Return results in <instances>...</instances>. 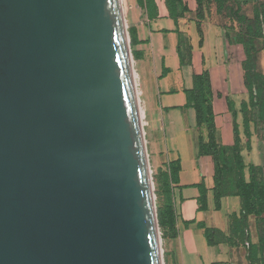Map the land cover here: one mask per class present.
I'll use <instances>...</instances> for the list:
<instances>
[{
  "label": "water",
  "instance_id": "water-1",
  "mask_svg": "<svg viewBox=\"0 0 264 264\" xmlns=\"http://www.w3.org/2000/svg\"><path fill=\"white\" fill-rule=\"evenodd\" d=\"M123 0H0V264H164Z\"/></svg>",
  "mask_w": 264,
  "mask_h": 264
},
{
  "label": "crops",
  "instance_id": "crops-1",
  "mask_svg": "<svg viewBox=\"0 0 264 264\" xmlns=\"http://www.w3.org/2000/svg\"><path fill=\"white\" fill-rule=\"evenodd\" d=\"M130 2L133 5V21L131 24L135 26V36L137 39L133 49L136 52L138 74L135 69V79L139 96L141 94L138 82V68L142 64L144 67L146 63H152V60H154V57L157 54L161 57L162 69L159 70V72L157 70L154 71L157 78L160 80H167L168 75L170 74V68L165 66V59L168 55L178 59V63L176 65H178L177 67L179 69H183V67L186 68V75H182L181 77L184 83L181 89L175 90L169 88L166 92V100L171 104L166 107L161 106L159 110V118H157L158 123L153 119H148L145 101L139 97L140 107L142 103V107L140 109L141 117L146 121L147 126L146 136L148 137L149 143H151L155 149L156 141L159 138L158 134L161 133V131L165 132L166 130L163 118L165 119L166 116H168L167 114L170 109L177 108L182 113L186 111V109H191L190 107H185V104L187 103V95L184 90L193 87L194 75L201 74L204 70H206L204 54L200 52L199 45L197 47L193 46L189 57H186L185 59V65L181 61L177 50L180 41L179 34L182 32L181 25H184V22L189 14L191 15L197 11L198 3L197 0H183L184 4L188 8V11L185 12L183 16L179 17L177 25L174 18L171 16L167 0H154L155 8L152 7V10L150 11L152 15L154 14V16L150 18L146 12L143 20L140 19L141 10L138 6V1L130 0ZM165 38L171 39L169 44L165 42ZM165 67L169 69L166 72ZM234 69L236 83L233 82L232 78H230L229 65L216 67L212 66L208 69L211 74L213 89V110L215 114V123L220 132L222 144L227 146L233 145L235 141L233 112L230 108L229 102H232L233 106L235 105L232 101L234 99V97H232L233 94L242 95L244 100H246V93H244V87L240 82V69L236 63H234ZM174 94L180 95L181 97L179 105L175 103L172 104L171 102ZM194 120L196 122V113L194 115ZM201 132H203V128L201 129L197 126L196 134L198 146L195 148V154H193L194 165L191 168L190 173L185 170L184 160L182 157L174 159L170 158L167 160H158L155 154L153 157L158 169H166L169 161L175 159H180L181 161V171L179 173L178 182L172 184V196L176 210L177 235L175 237L167 236L165 239L167 263L223 264L226 261L227 264H250L247 259L248 241L243 243L236 237H233L235 240L234 243L228 241V238L232 235L231 217L233 214L239 216L241 213V198L239 196H226L221 200V207L219 209L216 208L214 193L212 190L214 186L215 165L211 156L198 154L199 136ZM154 152L157 151L154 150ZM258 156L257 149L255 147L252 148L250 151V158L254 160L257 159ZM201 182H204L208 189V207L206 210H201L199 208V197L201 192L199 187L196 185ZM236 197L240 198V202L235 199ZM178 201L180 202V212H178L177 209ZM225 204L230 210L226 214L228 222H224L222 224L223 226H219L216 222L217 220L215 219L216 212H220ZM262 218H264V216L261 218L254 215L249 216V229L252 243H258L260 240L261 230L259 227H264V220H262ZM204 227L215 228L218 231V243L209 245L207 237L205 236ZM182 246L188 250V254H185V256L181 259L179 250H182Z\"/></svg>",
  "mask_w": 264,
  "mask_h": 264
},
{
  "label": "rangeland",
  "instance_id": "rangeland-1",
  "mask_svg": "<svg viewBox=\"0 0 264 264\" xmlns=\"http://www.w3.org/2000/svg\"><path fill=\"white\" fill-rule=\"evenodd\" d=\"M123 9L125 13L128 30L132 26L133 5L130 0H123ZM199 16V18H198ZM141 19V16H140ZM180 45L181 51L188 57L190 49L193 46L199 45V50L204 54L205 68L209 69L212 66L229 65L230 78L236 83L234 63L240 69V82L244 87L246 93V100L242 95L233 94L232 100L234 102V110L238 117L239 131L243 145V157L246 164H255L261 168V174L258 177L264 181V107L261 105L254 106L250 102V94L245 84V70L244 63L250 55L251 72L260 73L261 77L256 78L255 95L258 103L262 102L264 98V0H242L237 6L229 4L219 8L214 0H203V4L199 10L193 14H189L184 25H181ZM131 38V34L129 31ZM176 38V36H175ZM171 39L165 38V42L169 44ZM131 44L132 57L137 72V60L133 53V46ZM186 60L184 61V65ZM177 58L168 55L165 59V66L170 68V74L167 80H160L157 78L155 71L162 69L161 57L157 54L152 60V63H146L139 66V90L140 96L145 101L147 117L150 120L157 121L159 118V110L161 106H169L166 100L167 91L169 88L181 89L184 84L181 77L186 75V68L179 69L176 65ZM165 67V72L169 69ZM138 74V72H137ZM232 84V82H231ZM172 104H180V95L174 94L172 97ZM237 105V106H236ZM142 107V103H141ZM144 115V111H143ZM166 118H163L166 130L158 134L159 138L156 141L155 149L149 143L146 136V145L149 154V163L152 170L153 188L155 193L157 219L159 230L162 231L160 224L161 212L163 203L165 202L164 185L162 183L161 168L158 169L154 160V154L158 160H167L182 157L184 160V168L190 173L194 165L193 154L195 148L198 146L197 126L194 120V109H186L183 113L177 108L170 109ZM245 117L248 120L250 128V140L244 132ZM143 120V118H142ZM145 120H143L144 122ZM146 122V121H145ZM257 149L259 155L257 159L250 158V151L252 148ZM156 150L157 152H154ZM255 162V163H254ZM257 163V164H256ZM188 176V175H187ZM249 171L247 170L246 178L249 180ZM190 177V176H189ZM162 179V180H161ZM190 180V179H189ZM240 202V198L236 197ZM177 209L180 212V202H177ZM230 211L225 204L220 212H216V222L219 226H223L224 222H228L226 214ZM264 220V218H262ZM264 233L263 228L259 227ZM162 247L164 264H168L166 260L165 239L162 235ZM199 251V248H198ZM181 259L188 254V250L182 246L179 250ZM182 264V263H181ZM223 264H227L226 261Z\"/></svg>",
  "mask_w": 264,
  "mask_h": 264
},
{
  "label": "trees",
  "instance_id": "trees-1",
  "mask_svg": "<svg viewBox=\"0 0 264 264\" xmlns=\"http://www.w3.org/2000/svg\"><path fill=\"white\" fill-rule=\"evenodd\" d=\"M138 6L141 10V20L147 12L151 18L152 7L155 8L154 0H137ZM219 8L224 7L226 4L239 6L240 0H214ZM171 12L178 25L179 17L183 16L188 11L187 6L183 0H167ZM198 8L197 14L203 4V0H197ZM199 18V16H198ZM131 34V43L134 45L137 42L135 36V26L129 28ZM180 33V32H179ZM192 49V48H191ZM190 49V52H191ZM178 53L181 61L184 63L186 57L181 51L179 41ZM188 54V57L190 55ZM136 58V52L133 49ZM248 58L244 63L245 70V84L250 94V102L255 107L261 105L264 107V98L262 102L258 103L255 95L256 78L263 75L260 73L251 72L250 55L247 53ZM187 95V103L185 107L193 108L196 113V124L199 128H203L199 136V155H209L214 160L215 175L213 193L216 208L221 207V200L226 196H239L241 198V213L240 215L233 214L231 217V236L228 241L235 242L233 237H236L240 242L245 243L248 241L247 259L250 264H264V233H260V240L258 243H252L251 233L249 229V216L254 215L258 218L264 216V181L258 177L261 174V168L255 164H246L243 157V145L241 134L239 131V124L237 115L233 108L232 102H229L230 108L233 112V124L235 141L231 146L222 144L220 139V132L215 123V114L213 110V89L211 83V74L208 69L204 70L201 74H196L193 77V87L184 90ZM244 132L250 140V128L248 120L245 117ZM162 174V183L164 185V194L166 196L163 203V209L160 217V224L162 227V235L164 239L167 236L175 237L177 235L176 229V210L175 203L172 196V184L178 182L179 173L181 171L180 159L169 161L166 169H160ZM247 170L249 171V180L246 178ZM161 179V180H162ZM200 189V206L201 210H206L208 207L207 193L208 189L204 182L196 185ZM205 236L209 245L218 243V231L215 228L204 227Z\"/></svg>",
  "mask_w": 264,
  "mask_h": 264
},
{
  "label": "bare ground",
  "instance_id": "bare-ground-1",
  "mask_svg": "<svg viewBox=\"0 0 264 264\" xmlns=\"http://www.w3.org/2000/svg\"><path fill=\"white\" fill-rule=\"evenodd\" d=\"M134 76H135V71H134ZM136 80V79H135ZM137 86V85H136ZM139 98V97H138ZM139 101V107H140V99L138 100ZM140 109H141V107H140Z\"/></svg>",
  "mask_w": 264,
  "mask_h": 264
},
{
  "label": "built area",
  "instance_id": "built-area-1",
  "mask_svg": "<svg viewBox=\"0 0 264 264\" xmlns=\"http://www.w3.org/2000/svg\"><path fill=\"white\" fill-rule=\"evenodd\" d=\"M143 125H144V128H145V126H146V122L145 121L143 122Z\"/></svg>",
  "mask_w": 264,
  "mask_h": 264
}]
</instances>
